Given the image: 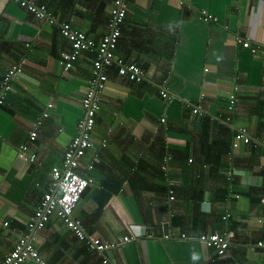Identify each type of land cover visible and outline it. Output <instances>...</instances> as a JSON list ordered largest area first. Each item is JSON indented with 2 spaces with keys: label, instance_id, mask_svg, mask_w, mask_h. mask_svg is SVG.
<instances>
[{
  "label": "crops",
  "instance_id": "crops-1",
  "mask_svg": "<svg viewBox=\"0 0 264 264\" xmlns=\"http://www.w3.org/2000/svg\"><path fill=\"white\" fill-rule=\"evenodd\" d=\"M37 1L59 23L0 0V83L12 66H23L0 105V262L18 234L28 232L49 264H102L58 216L40 230L27 224L78 134L92 77L94 52H82L65 70L62 53L72 46L60 23L70 21L99 41L116 0ZM124 3L115 53L139 64L146 79L134 82L116 65L104 68L108 80L98 92L93 130L98 150L87 152L83 165L96 154L97 160L75 217L97 241L129 235L110 252L124 264H264L257 245L264 240V0ZM163 88L171 98L161 95ZM232 93L237 102L230 110ZM44 112L49 116L31 140ZM103 139L107 146L100 147ZM22 144L36 154L33 162L18 158ZM216 232L231 233L226 255L200 239Z\"/></svg>",
  "mask_w": 264,
  "mask_h": 264
},
{
  "label": "built area",
  "instance_id": "built-area-1",
  "mask_svg": "<svg viewBox=\"0 0 264 264\" xmlns=\"http://www.w3.org/2000/svg\"><path fill=\"white\" fill-rule=\"evenodd\" d=\"M21 7L27 9L40 19L47 20L51 23H59L57 17L49 9L46 3H39L37 0H11ZM114 13L109 22V28L106 34L99 41H95L86 31L76 29L72 22L63 21L60 23L61 33L65 36L72 46L70 52H63L65 59V70L74 68V62L84 51L94 52L92 77L89 81V87L82 99L84 114L78 121V134L72 138L68 147L65 149L63 163L61 166H54L51 170V179L53 187L49 192L45 193L41 207L34 220L27 224V228L31 231L43 229L49 219L56 215L64 221V223L74 232L80 241L87 244L90 250L96 251L101 255L102 264H124L109 255V253L131 240L129 235L120 237L117 240L97 241L93 236L89 235L82 223V220L75 217L74 211L77 207L83 193L90 184V178L87 171L93 167L97 154L95 155L89 166L84 167L83 158L87 152L98 150L93 138V130L96 124V116L99 109L100 101L98 92L103 90L108 80V75L104 68L116 65L118 74L134 82H141L146 79L145 70L136 62H126L120 56L116 55L119 40L122 36L121 24L127 13V6L124 0H116ZM205 19H213L212 15L203 12ZM216 20V19H215ZM30 46V44H27ZM245 46H249V41H244ZM23 71L22 62L12 66L3 77L0 83V105L4 104L7 95L12 88V81ZM164 98H171L166 88L161 90ZM237 102L235 93L230 95L229 109L233 110ZM198 109H195L197 111ZM48 112H44L40 118L34 123L33 130L30 131L29 137L35 140L38 135V128L43 125L44 119L48 117ZM165 118H162L164 121ZM229 120V118H228ZM246 142L250 140L249 136L244 138ZM239 136L234 140L233 146H239ZM107 146L106 139L101 141L100 147ZM99 147V148H100ZM36 154L29 152V145L22 144L18 149V158L33 162ZM169 199H175V190H169ZM5 225L9 221L4 222ZM19 238L12 250L8 252L0 264H22L27 260H33L37 264H49L42 256L38 248L30 239L29 233L21 232ZM231 233H204L200 236L207 246L214 248L219 255L229 253ZM257 245L264 249V240H259Z\"/></svg>",
  "mask_w": 264,
  "mask_h": 264
},
{
  "label": "clouds",
  "instance_id": "clouds-1",
  "mask_svg": "<svg viewBox=\"0 0 264 264\" xmlns=\"http://www.w3.org/2000/svg\"><path fill=\"white\" fill-rule=\"evenodd\" d=\"M110 255V254H109ZM198 258V256L194 253L193 254V259H197Z\"/></svg>",
  "mask_w": 264,
  "mask_h": 264
},
{
  "label": "water",
  "instance_id": "water-1",
  "mask_svg": "<svg viewBox=\"0 0 264 264\" xmlns=\"http://www.w3.org/2000/svg\"><path fill=\"white\" fill-rule=\"evenodd\" d=\"M165 226V229H167V224L164 225ZM165 232L167 233V231L165 230ZM110 254V253H109Z\"/></svg>",
  "mask_w": 264,
  "mask_h": 264
},
{
  "label": "trees",
  "instance_id": "trees-1",
  "mask_svg": "<svg viewBox=\"0 0 264 264\" xmlns=\"http://www.w3.org/2000/svg\"><path fill=\"white\" fill-rule=\"evenodd\" d=\"M94 166V165H93ZM90 185V184H89ZM50 220V219H49ZM49 222V221H48ZM40 230V229H39ZM39 250V249H38Z\"/></svg>",
  "mask_w": 264,
  "mask_h": 264
}]
</instances>
